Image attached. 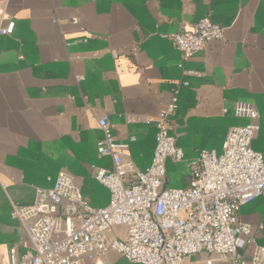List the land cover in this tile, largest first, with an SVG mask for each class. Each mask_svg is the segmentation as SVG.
Listing matches in <instances>:
<instances>
[{
    "label": "crops",
    "instance_id": "1",
    "mask_svg": "<svg viewBox=\"0 0 264 264\" xmlns=\"http://www.w3.org/2000/svg\"><path fill=\"white\" fill-rule=\"evenodd\" d=\"M206 17L225 38L185 60L171 36ZM10 23L13 31L0 34V264L12 247L31 248L13 205L34 204L61 172L92 207L109 204L96 179L97 169L113 167L98 154L105 116L124 155L145 170L155 119L176 98L169 124L185 160H168L171 188L188 187V163L203 150L221 154L230 130L249 123L235 115L237 102L259 111L253 148L264 155V0H0V29ZM238 216L263 227L256 237L264 247V196ZM113 234L123 238L125 229ZM105 264L133 263L112 251Z\"/></svg>",
    "mask_w": 264,
    "mask_h": 264
},
{
    "label": "built area",
    "instance_id": "2",
    "mask_svg": "<svg viewBox=\"0 0 264 264\" xmlns=\"http://www.w3.org/2000/svg\"><path fill=\"white\" fill-rule=\"evenodd\" d=\"M13 29L10 23L0 34ZM171 37L189 60L223 41L225 28L206 17ZM176 103L173 98L155 119L154 157L145 170L124 155L108 117L99 119L104 138L98 154L110 157L113 167L97 169L96 179L109 190V204L92 207L73 176L61 172L52 188L37 190L34 204L13 205L11 216L31 248L12 247L9 264H105L112 251L133 264H184L186 256L201 253L208 254V264H264V247L256 237L263 227L238 216L243 206L264 196V155L253 148L259 111L237 102L235 115L249 123L230 130L221 154L203 150L190 161L189 186L178 189L167 186L168 160H185L169 124ZM116 228L125 229L123 238L114 237Z\"/></svg>",
    "mask_w": 264,
    "mask_h": 264
}]
</instances>
